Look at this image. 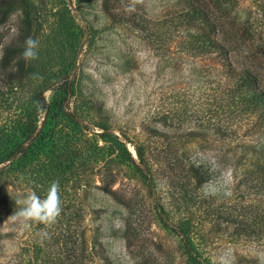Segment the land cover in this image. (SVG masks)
Here are the masks:
<instances>
[{"label": "rangeland", "instance_id": "obj_1", "mask_svg": "<svg viewBox=\"0 0 264 264\" xmlns=\"http://www.w3.org/2000/svg\"><path fill=\"white\" fill-rule=\"evenodd\" d=\"M204 2L234 67L252 72L264 88V0ZM175 3L116 2L140 23L158 21L145 33L114 23L110 0H25L0 27L3 45L14 51L0 74V143H10L41 99L54 116L38 154L0 172V264H18L22 255L28 262V243L51 228L43 223L45 231L36 232L38 222L12 216L22 206L18 200L33 191L45 198L53 181H59L61 211L72 201L82 208L96 244L93 264H196L177 228L188 231L202 264H264V180L245 175L262 159L264 123L249 124L225 109L218 85L229 79L216 69L218 61L188 54L181 35L166 41L162 26ZM29 37L38 41V55L25 61L20 53ZM66 107L76 122L64 115ZM45 117L38 115L40 127ZM105 130L122 140L134 163L106 149ZM106 162L109 172H99ZM181 165L203 177L183 178ZM109 173L116 182L107 189L101 180ZM86 176L89 188L82 186ZM181 185H189V198L196 194L188 209Z\"/></svg>", "mask_w": 264, "mask_h": 264}, {"label": "trees", "instance_id": "obj_2", "mask_svg": "<svg viewBox=\"0 0 264 264\" xmlns=\"http://www.w3.org/2000/svg\"><path fill=\"white\" fill-rule=\"evenodd\" d=\"M119 0H110L109 15L114 23L122 24L129 23L132 27L137 28L139 32L145 33L146 31H151L149 28L152 24L158 25L157 20H149L148 18L144 23H140L133 17H127L126 12L123 9H118L116 2ZM176 3L168 8L166 16V22L164 20L166 41L172 39L175 34L179 40L178 35H181L183 39V44L185 45V50L191 56H197L199 54L203 55V59H208L210 61H218V65L223 69L224 76H226L229 81H225L222 78L223 84L218 85L222 87L223 94L220 98V102L224 103L225 109L227 111L239 113L241 116L245 117L247 123H264V88L259 83L256 75L247 69L237 70L232 60L229 57V51L225 46L216 38L218 25L213 18L210 9L205 4L200 3L204 0H174ZM25 0H0V27L4 24L5 20L9 15L21 11L24 9ZM205 3V2H204ZM173 17H169V13H172ZM129 12V11H128ZM125 13V14H123ZM132 13V12H131ZM132 20V21H131ZM168 42V41H167ZM13 46L3 45V35L0 33V74L5 70L10 62V54L13 53ZM167 48L170 49V45L167 44ZM184 54V53H183ZM69 81V77L65 78ZM72 84L69 82L67 88L72 89ZM68 102V103H67ZM66 105H69V101ZM40 104V105H39ZM39 104L35 108L34 116L27 117L28 123L18 127V131L13 133L10 138L9 144L3 145L0 143V172L9 166H13L15 161L18 162V169L21 164L31 155H37V145L41 141L45 140L48 136L51 128L46 132L45 128L51 121H54L53 115L51 116V109L45 103L44 99H41ZM223 107V106H221ZM46 112L45 122L40 127L37 124L38 115L41 112ZM64 115L68 119L76 122L75 115L68 111V108L64 109ZM49 118L51 119L49 122ZM264 126L259 127L260 130ZM220 128H216L215 135L216 139L220 136ZM231 133V132H230ZM236 133V132H235ZM107 144L106 149L112 150V155L116 157L117 160L123 162H132L134 159L132 154L127 149L126 145L118 137L105 130L103 134H100ZM227 135V132H226ZM226 135L223 136L226 138ZM235 134H232L233 136ZM16 140L15 144L12 142ZM106 151L105 148L100 149V153ZM137 157L140 163L144 165V168H140L141 173L144 177H149V162L147 160L146 154L143 152L141 147L137 148ZM260 155L262 159L258 160L254 164V169L247 171L246 176H253L255 178L256 174L262 177L264 180V146L260 149ZM120 161V162H121ZM106 164L99 169V172H109L110 166ZM181 174L183 178H191V174L195 173L198 178L203 177V173L198 169L193 170V172L186 171L185 167L181 165ZM92 169L86 167L84 173H89ZM53 173L54 169H53ZM237 176V174H236ZM181 177V178H182ZM102 181V186L109 189L116 182V177L109 173ZM84 188L90 187V177L86 176L82 180ZM155 185V180H150V186L152 188ZM189 185H184L182 187L183 200L185 202L184 206L188 209L192 199L196 198V194L192 193L189 198ZM194 200V201H195ZM200 206H202L200 204ZM35 227L36 232L38 230L45 231V226L43 223H38ZM49 229H46L47 235H39L37 239L33 242L28 243V247L25 251H28L30 258L28 262L22 256L20 257L18 264H93L94 263V249L96 244L90 237L91 230L85 224V218L82 212V208L77 206V204L72 201L61 211L60 215L57 217L54 223L50 224ZM180 236L183 237L184 247L190 256V261L196 264H202V259L194 255L190 248V236L188 231H182L178 228L175 230Z\"/></svg>", "mask_w": 264, "mask_h": 264}, {"label": "clouds", "instance_id": "obj_3", "mask_svg": "<svg viewBox=\"0 0 264 264\" xmlns=\"http://www.w3.org/2000/svg\"><path fill=\"white\" fill-rule=\"evenodd\" d=\"M38 41L31 37L25 40V48L20 53V58L25 61L36 59ZM59 181L50 183L47 195L41 199L34 191L27 194L23 200H18L17 203L22 206L12 216L13 219L21 222L35 221L38 223L51 224L54 223L61 213V199L59 195ZM215 191V189H213ZM230 194V193H226ZM44 235H47L45 233Z\"/></svg>", "mask_w": 264, "mask_h": 264}]
</instances>
